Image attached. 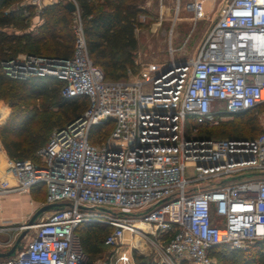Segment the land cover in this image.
<instances>
[{"label": "built area", "instance_id": "obj_1", "mask_svg": "<svg viewBox=\"0 0 264 264\" xmlns=\"http://www.w3.org/2000/svg\"><path fill=\"white\" fill-rule=\"evenodd\" d=\"M48 1L75 5L71 55L19 53L1 66L9 78H57L63 97L85 96L87 106L52 130L38 162L7 159L14 182L0 178V195L44 185L43 205H68L39 220L33 237L0 264H93L77 233L82 224L110 227L104 240L114 246L146 223L163 238L166 264H211L217 244L244 249L263 240L264 110L252 138H209L200 126L264 103V0H218L194 56L175 60L169 42L167 61L136 63L118 80L93 64L75 0ZM169 1L172 23L181 10L194 23L206 17L204 0ZM107 121V136L90 143L91 127ZM10 229L0 224V233Z\"/></svg>", "mask_w": 264, "mask_h": 264}, {"label": "trees", "instance_id": "obj_2", "mask_svg": "<svg viewBox=\"0 0 264 264\" xmlns=\"http://www.w3.org/2000/svg\"><path fill=\"white\" fill-rule=\"evenodd\" d=\"M19 0H0V101H7L10 113L0 123V147L9 159H30L38 162L36 151L46 145L51 131L66 126L77 118L87 106L85 96L65 98L60 90L63 82L50 76H30L24 79L5 75L1 61L23 52L48 57L67 58L73 49L74 11L66 7L65 1L47 3L42 10V22L36 31H26L29 20L22 9L9 6ZM79 18L88 48L95 66L102 69L108 80L125 78L127 67L134 66L133 53L137 49L134 31L141 12L139 0H75ZM15 28L21 34L8 33ZM46 82L52 87L47 88ZM43 95L34 101L33 93ZM54 109V111H53ZM264 110V103L258 107L232 114L245 127L221 128L217 125L201 124L200 134L209 138H252L260 131L256 112ZM246 115H249L246 117ZM106 129L97 135L92 127L90 143H97L112 128L111 121ZM99 124V125H100ZM41 191V185L31 189V194ZM43 201L45 193L42 195ZM110 227L82 224L77 233L81 245L90 259L103 251L104 237ZM211 264H264V239L251 243L244 249L229 248L217 244L209 250ZM134 264H156L133 255Z\"/></svg>", "mask_w": 264, "mask_h": 264}, {"label": "rangeland", "instance_id": "obj_3", "mask_svg": "<svg viewBox=\"0 0 264 264\" xmlns=\"http://www.w3.org/2000/svg\"><path fill=\"white\" fill-rule=\"evenodd\" d=\"M187 1V0H186ZM51 1L45 0L42 7L37 4H33L31 0H19L13 2L9 8L11 9H22L24 14L29 20L30 26L26 31H36L38 21L34 22V18L37 16L41 17L43 8L47 3ZM218 0H204L203 10L206 13V17L198 19L197 21L192 20L191 13L186 10H181L175 23H172L174 18L173 7L171 1L166 0L160 2L159 0H139V7L141 12L137 16V26L135 28L134 34L137 39V49L133 53L134 66L127 67V70L136 72V63H147V62H157L164 63L169 59L168 46L169 42L175 49L174 58L175 60H186L187 58L194 56L197 51V46L201 41L204 33L209 29L215 22L216 13L213 12ZM164 3V4H163ZM76 16L74 15V21ZM43 20V19H42ZM39 22L42 21L39 19ZM172 28L171 38L169 37V31ZM8 33L21 34L22 31L15 28H10L7 30ZM23 53V52H19ZM17 53V54H19ZM16 54V55H17ZM127 70L125 78L127 77ZM47 88H51L50 82H46ZM34 101L43 99V95L38 92L33 93ZM54 111V109H53ZM10 113V107L7 101H0V121L4 116H8ZM256 112L255 114H257ZM249 115H246V117ZM256 116L257 122L262 128L259 118ZM221 122V128H237L238 131L245 130L243 124L232 115L224 116ZM190 123H193L190 121ZM218 123V124H219ZM198 125V124H195ZM105 124H95L92 126L93 131L97 133L102 132L106 129ZM52 132V131H51ZM217 138H220L215 134ZM104 138V137H103ZM102 136L99 138L103 139ZM99 140V141H100ZM98 141V142H99ZM186 176L193 174L191 166L187 164ZM45 193L44 185H41V191L35 192L32 195V199L38 203H43L42 195ZM19 202V201H18ZM12 202H8V199L4 203L5 215L11 213H17L15 206L11 205ZM51 210L41 212L34 220V223L28 225V221L31 218H23L22 223H15L7 221L10 225V230L0 233V250L5 251L6 243L11 242L12 244L16 241L18 236L23 233V236L19 240V245H25L34 235L36 224L39 220L45 218ZM140 232L135 234L125 233L122 242L119 245L114 246H104L103 251L99 254L90 257V261L93 264H134L133 255L140 256L150 262H155L156 264H166L163 260V254L160 250V244H163V238L154 234L151 230H143L137 227ZM136 235V236H135ZM137 235L143 240L142 247H135V242ZM140 248V250H139ZM214 261H212L213 263ZM182 264H188L183 262Z\"/></svg>", "mask_w": 264, "mask_h": 264}, {"label": "crops", "instance_id": "obj_4", "mask_svg": "<svg viewBox=\"0 0 264 264\" xmlns=\"http://www.w3.org/2000/svg\"><path fill=\"white\" fill-rule=\"evenodd\" d=\"M69 2V1H68ZM44 3V2H43ZM40 3V4H43ZM49 3V2H48ZM54 3V2H51ZM42 7V6H41ZM39 19L42 21V18H39L38 16L34 18V22H37V25L40 24ZM6 118H4L0 121V123ZM1 156L4 157V163L1 158ZM8 157L3 152L2 148L0 147V178H6L8 179L9 183H13L14 180L11 176L8 175V172L5 170L6 167V161ZM8 199V202H12V206H15V210L17 209V213H11L9 215H5V207L4 203ZM19 201V202H18ZM43 204L38 203L32 199L31 190L28 193H9L0 195V224L5 221H11L15 223H22L23 218L32 216L36 210H38Z\"/></svg>", "mask_w": 264, "mask_h": 264}, {"label": "water", "instance_id": "obj_5", "mask_svg": "<svg viewBox=\"0 0 264 264\" xmlns=\"http://www.w3.org/2000/svg\"><path fill=\"white\" fill-rule=\"evenodd\" d=\"M66 7L70 10V11H75V5L72 2H67L66 3ZM64 205H68V203H49V204H44L42 205L38 210H36V212L31 216V218L28 221V225H31L34 223L35 218L43 211H47V210H53V209H57L60 208ZM102 210H106L105 208H101ZM23 236V233L20 234L18 236V238L16 239V241L10 246L9 249L5 250V251H1L0 250V257H9L15 254V252L17 250H19L21 248V246L19 245V240L21 239V237Z\"/></svg>", "mask_w": 264, "mask_h": 264}, {"label": "bare ground", "instance_id": "obj_6", "mask_svg": "<svg viewBox=\"0 0 264 264\" xmlns=\"http://www.w3.org/2000/svg\"><path fill=\"white\" fill-rule=\"evenodd\" d=\"M1 158H2L3 163H4V160H5L4 157L1 156ZM8 175L11 176L9 173H8ZM136 226L139 227V228H142L143 230H149V225L146 224V223L140 222ZM34 227H36V226H34ZM142 246H143V240L140 238V236L137 235V239H136V242H135V247L138 248V247H142ZM139 250H140V248H139Z\"/></svg>", "mask_w": 264, "mask_h": 264}]
</instances>
